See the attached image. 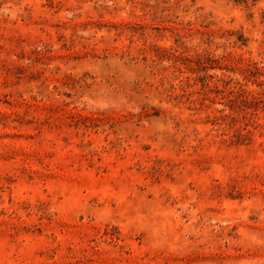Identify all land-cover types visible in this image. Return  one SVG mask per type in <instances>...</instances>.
Here are the masks:
<instances>
[{
    "label": "rangeland",
    "instance_id": "obj_1",
    "mask_svg": "<svg viewBox=\"0 0 264 264\" xmlns=\"http://www.w3.org/2000/svg\"><path fill=\"white\" fill-rule=\"evenodd\" d=\"M0 264H264V0H0Z\"/></svg>",
    "mask_w": 264,
    "mask_h": 264
}]
</instances>
